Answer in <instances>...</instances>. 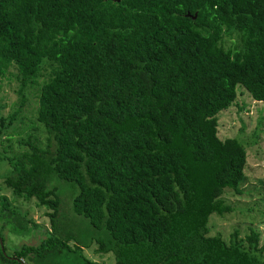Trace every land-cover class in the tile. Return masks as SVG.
Returning <instances> with one entry per match:
<instances>
[{
    "label": "trees",
    "instance_id": "1",
    "mask_svg": "<svg viewBox=\"0 0 264 264\" xmlns=\"http://www.w3.org/2000/svg\"><path fill=\"white\" fill-rule=\"evenodd\" d=\"M0 79L18 94L0 136L29 120L3 183L50 222L6 253L2 229L39 225L1 196L0 264H106L92 244L114 264H264L259 232L208 229L247 162L218 113L239 91L264 101V0H0ZM62 192L80 219L60 215Z\"/></svg>",
    "mask_w": 264,
    "mask_h": 264
},
{
    "label": "rangeland",
    "instance_id": "2",
    "mask_svg": "<svg viewBox=\"0 0 264 264\" xmlns=\"http://www.w3.org/2000/svg\"><path fill=\"white\" fill-rule=\"evenodd\" d=\"M226 39V45H230L234 38ZM241 86H237V89ZM17 84L15 81L0 79V114L6 116L15 108L18 99ZM27 100L26 107L23 109H32L36 104L37 90L29 88L26 91ZM22 110V111H23ZM22 113V112H21ZM17 116L15 123L5 129L0 136V155L18 154L24 150L25 146L20 145L18 141L25 140L27 130L20 121L23 114ZM30 116V112H25ZM218 134L222 138L234 137L241 142L247 149V162L245 167V177L240 184L241 193L234 192L232 189H226L222 195L225 203L232 207V211L219 215L212 213L209 216L208 229L210 235H221L225 241H230L234 233L237 238H245L250 233V229H254L260 234L259 245L264 244V101H256L252 99L247 92L239 91L235 102L227 109L218 113ZM28 122V119H23ZM22 124L21 132L19 128ZM27 124V123H26ZM36 132V131H35ZM9 168L7 162L0 157V197L6 196L13 202L16 209L21 214H26L28 218L33 219L38 225L30 233L25 236L13 234L8 227L1 230L4 237V246L6 253L11 254L13 250L22 244H36L46 236V230H50V222L45 214L46 210L37 206L35 200L17 199L14 202L10 190L3 183V175ZM63 183H57L58 187H62ZM66 193H69L65 190ZM62 205L60 215L73 219L74 217L70 208V198L65 193H61ZM63 220V219H62ZM75 220V221H76ZM1 224V221H0ZM96 245L92 244L89 248L83 249V254L88 258L104 262L106 264H114V256L112 253L101 255L95 252ZM264 255V253H263ZM264 262V257H262Z\"/></svg>",
    "mask_w": 264,
    "mask_h": 264
},
{
    "label": "water",
    "instance_id": "3",
    "mask_svg": "<svg viewBox=\"0 0 264 264\" xmlns=\"http://www.w3.org/2000/svg\"><path fill=\"white\" fill-rule=\"evenodd\" d=\"M196 14L193 16V18H195Z\"/></svg>",
    "mask_w": 264,
    "mask_h": 264
}]
</instances>
